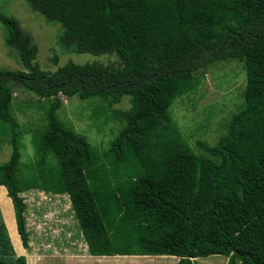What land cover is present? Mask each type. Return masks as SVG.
<instances>
[{
    "label": "trees",
    "instance_id": "trees-1",
    "mask_svg": "<svg viewBox=\"0 0 264 264\" xmlns=\"http://www.w3.org/2000/svg\"><path fill=\"white\" fill-rule=\"evenodd\" d=\"M59 23L58 41L78 52L116 54L120 66L66 62L43 70L36 46L13 16L0 14L5 45L21 68H0V134L11 131L8 159L0 163L16 229L27 247L28 189L66 194L90 255L166 254L175 264L229 256L227 264H264V149L245 161L254 144L245 127L264 137V0H25ZM234 56L243 58L247 91L204 158L183 142L170 107L193 89L194 72ZM37 97L42 125L34 136L38 156L19 173L14 90ZM60 96L99 98L130 106L107 150L97 152L59 119ZM43 100V101H41ZM4 127V128H3ZM0 225V241L8 244ZM0 259V264L2 263ZM13 264H26L17 256Z\"/></svg>",
    "mask_w": 264,
    "mask_h": 264
},
{
    "label": "rangeland",
    "instance_id": "rangeland-1",
    "mask_svg": "<svg viewBox=\"0 0 264 264\" xmlns=\"http://www.w3.org/2000/svg\"><path fill=\"white\" fill-rule=\"evenodd\" d=\"M0 14L16 18L20 32L25 33L36 46L34 60L43 70L53 71L66 62L121 65L114 52H78L73 45L60 44L58 36L62 29L59 23L47 19L25 0H0ZM4 29L0 23V68L20 69L17 52L4 43ZM243 58L234 56L195 71L193 89L176 97L170 107L183 142L197 155L216 160L206 154L203 144H215L224 133L230 114L243 104L248 88ZM251 80L264 84V72L251 73ZM60 98L62 104L57 111L59 119L82 135L99 153L108 149L110 140L122 124L114 110L130 106L129 96H123L116 104H108L99 98ZM11 101L10 110L16 123L14 132L19 151L18 170L26 178L30 164H36L38 156L34 136L43 123L41 108L37 105V97L26 91L14 90ZM244 133L252 135L255 141L253 145L243 146L244 159L255 162L258 153L264 149V137L260 130L249 126L245 127ZM10 135L9 127L4 128V133L0 134V163L9 157L11 147L6 141ZM18 195L26 205L24 217L28 230L27 247L22 245L17 232L11 200L5 187L0 186V225L8 239L6 246L0 241V259L3 264H13L17 256H24L26 264L97 263L89 261L85 256L83 239L65 194L28 189ZM229 258L230 255L213 254L194 258L192 264H227ZM240 260L235 258L234 264H240Z\"/></svg>",
    "mask_w": 264,
    "mask_h": 264
},
{
    "label": "crops",
    "instance_id": "crops-1",
    "mask_svg": "<svg viewBox=\"0 0 264 264\" xmlns=\"http://www.w3.org/2000/svg\"><path fill=\"white\" fill-rule=\"evenodd\" d=\"M65 196L67 195L65 194ZM69 208L71 209L70 201H69ZM71 212H72V209H71ZM83 243H84L85 250H86V255H85L86 258L89 261L97 262L96 264H99V263L100 264H175V262L178 259V257L176 256L166 255V254H124V255L114 254V255L93 256L88 253L87 246L84 240H83Z\"/></svg>",
    "mask_w": 264,
    "mask_h": 264
}]
</instances>
